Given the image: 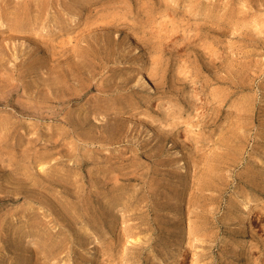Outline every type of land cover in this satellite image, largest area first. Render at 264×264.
Wrapping results in <instances>:
<instances>
[{"label":"rangeland","instance_id":"obj_1","mask_svg":"<svg viewBox=\"0 0 264 264\" xmlns=\"http://www.w3.org/2000/svg\"><path fill=\"white\" fill-rule=\"evenodd\" d=\"M0 264H264V0H0Z\"/></svg>","mask_w":264,"mask_h":264},{"label":"bare ground","instance_id":"obj_2","mask_svg":"<svg viewBox=\"0 0 264 264\" xmlns=\"http://www.w3.org/2000/svg\"><path fill=\"white\" fill-rule=\"evenodd\" d=\"M148 69L145 67V65L142 64L141 73L138 76L137 83L139 86L145 90H153V86L151 81L148 77ZM184 166V164H182ZM18 183V182H17ZM70 186V185H69ZM253 205L251 202H246L239 212L237 213V217L240 219L241 223L243 224L244 229H247V225L249 223L250 219V211L252 210ZM135 241V240H134ZM94 251L99 250L98 243H95L92 247Z\"/></svg>","mask_w":264,"mask_h":264}]
</instances>
